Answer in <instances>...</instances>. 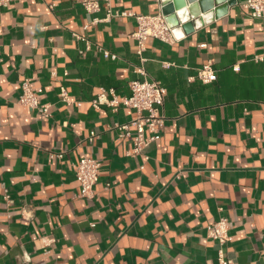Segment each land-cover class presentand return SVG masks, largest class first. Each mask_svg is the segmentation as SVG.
<instances>
[{
	"label": "crops",
	"instance_id": "0c3cea01",
	"mask_svg": "<svg viewBox=\"0 0 264 264\" xmlns=\"http://www.w3.org/2000/svg\"><path fill=\"white\" fill-rule=\"evenodd\" d=\"M81 2L0 6V264H219L208 227L223 218L230 264H264V63L254 60L264 16L237 0L173 44L149 39L139 56L134 18L85 30L108 6L90 14ZM109 4L162 14L159 0ZM209 61L217 80L205 84L196 75ZM146 79L167 90L165 128L130 156L131 140L114 126L135 111L92 102L101 91L130 96V83ZM25 80L49 117L19 103ZM83 157L101 164L91 199L80 197L74 170Z\"/></svg>",
	"mask_w": 264,
	"mask_h": 264
},
{
	"label": "built area",
	"instance_id": "2783aa9c",
	"mask_svg": "<svg viewBox=\"0 0 264 264\" xmlns=\"http://www.w3.org/2000/svg\"><path fill=\"white\" fill-rule=\"evenodd\" d=\"M11 0H0V6L7 5ZM110 0H82V6L87 13H96L101 10V3L105 2L108 6L107 15L104 19L93 18L84 26L87 30L89 27L109 22L114 17H130L137 22V28L131 37L137 43V54L142 56L146 50V45L149 39H158L164 43L173 44L182 39L177 38L174 34V29L169 25L163 14L143 15L135 12H113ZM53 7V6H51ZM245 9L251 11L254 18L264 16V0H248L244 6ZM73 36L81 41L90 44L87 37L74 33ZM97 50L102 52L105 58H115L116 56L109 50L97 46ZM83 53V51H80ZM144 61V59H142ZM256 62L264 63V53L255 56ZM196 78L201 82L208 84L217 80V72L213 67V63L209 61L199 68ZM22 92L19 97V103L29 107L45 117H49V108L41 107L40 91L31 87L28 80L22 83ZM130 96L120 98L113 90L110 92V97L105 91H101L92 105L95 109H99L102 105L111 107L113 110H118L119 107H126L135 111L136 116L125 124H116L114 127L119 130L120 136L131 140L133 147L128 151V155L141 154L153 142L159 140L163 133L166 123V115L164 112L165 98L167 95L166 88L155 80H134L130 83ZM59 98L66 104H71V97L65 86L59 88ZM97 137L96 132H91L89 138L93 142ZM53 158L62 159L63 153L53 154ZM75 175L81 185L80 197L94 198L95 186L99 181L101 164L100 162L83 157L74 166ZM208 234L216 240L220 246L218 250L219 264H230L225 255V246L231 241L230 226L226 219H220L213 225L208 227Z\"/></svg>",
	"mask_w": 264,
	"mask_h": 264
},
{
	"label": "water",
	"instance_id": "95a60500",
	"mask_svg": "<svg viewBox=\"0 0 264 264\" xmlns=\"http://www.w3.org/2000/svg\"><path fill=\"white\" fill-rule=\"evenodd\" d=\"M161 12L167 22L173 27L175 36L184 37L186 25H202L208 20L219 19L225 15L230 6L237 4V0H159ZM224 5L223 8L217 7ZM177 30L181 34H177ZM191 30V31H192Z\"/></svg>",
	"mask_w": 264,
	"mask_h": 264
},
{
	"label": "bare ground",
	"instance_id": "6f19581e",
	"mask_svg": "<svg viewBox=\"0 0 264 264\" xmlns=\"http://www.w3.org/2000/svg\"><path fill=\"white\" fill-rule=\"evenodd\" d=\"M192 28H193V27H192L191 25H186V27H185V31H188V32H189V31L192 30ZM177 34H181L180 31L177 30Z\"/></svg>",
	"mask_w": 264,
	"mask_h": 264
}]
</instances>
